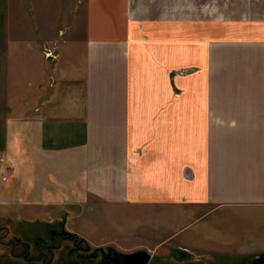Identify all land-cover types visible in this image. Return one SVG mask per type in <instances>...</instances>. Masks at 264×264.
I'll use <instances>...</instances> for the list:
<instances>
[{"label": "crops", "instance_id": "0c3cea01", "mask_svg": "<svg viewBox=\"0 0 264 264\" xmlns=\"http://www.w3.org/2000/svg\"><path fill=\"white\" fill-rule=\"evenodd\" d=\"M25 3L43 31L27 44L48 45L57 9ZM130 3L89 2L83 38L58 53H0L2 197L36 211L77 206L74 231L123 253L261 261L264 14L189 8L148 21L154 32ZM151 138L154 149L139 148ZM126 217L137 221L118 228Z\"/></svg>", "mask_w": 264, "mask_h": 264}, {"label": "rangeland", "instance_id": "374dc122", "mask_svg": "<svg viewBox=\"0 0 264 264\" xmlns=\"http://www.w3.org/2000/svg\"><path fill=\"white\" fill-rule=\"evenodd\" d=\"M25 1L13 0L16 6L14 12H12V0H0V53L54 54L58 53L57 47L62 44L64 39L83 38L86 32V7L92 0H63V8L62 4L57 8L58 0H49L52 9H57L54 14L50 15V28L47 31L44 30L45 36L43 39H46L50 46L41 43L39 35L37 36L40 32L42 34L43 31L38 32L32 29L35 22L34 14L30 12L32 11L30 9L32 4L28 3L27 5ZM27 1L32 2V0ZM106 1L108 3L114 2V0ZM129 1L131 2V13L144 18V21L153 27L147 28L145 26L144 29L151 28L154 32H157L156 24L151 25L148 21H156L160 13L167 14V16L184 17L186 10H189V8H193L195 11L197 8L205 6L209 7L211 11H215V13L218 12L220 16L226 17L239 16L245 18L251 15L263 16L264 14V0ZM114 4L116 5V2ZM58 10L60 13H58ZM39 16L43 15L40 14ZM36 32L37 41H34L35 43L31 45L27 44V41L33 38V34ZM11 41H13V44L9 43ZM146 133L154 134L150 129H146ZM156 145L157 142L151 138L144 146L139 148L151 150ZM9 174L10 166L7 180ZM0 182L5 181L0 180ZM77 208L81 209L77 206L66 207L65 213L63 211L57 213L50 207H43L41 211H36L37 208L31 207H14L10 205L7 199L2 197L0 189V264H63L62 258L67 249L74 251L78 257H94L98 251H107L112 248L105 245L106 243L100 244L105 241L94 245L88 238L85 239L74 231L75 225H78V228H82L83 225L78 219L74 220ZM102 212V215L105 216V207ZM126 218H123L121 225L116 226L124 228L129 225L130 227L132 223L137 221V219L132 220V217ZM86 229H89V227ZM79 230L81 231V229ZM146 253L149 255L147 264H178L177 261L181 259L183 261L182 263L180 261L179 264H186V259L176 249L167 248L162 252H157L154 249L153 254ZM262 259L264 257L260 260ZM257 260L254 264L260 262H257Z\"/></svg>", "mask_w": 264, "mask_h": 264}, {"label": "flooded vegetation", "instance_id": "af4514ba", "mask_svg": "<svg viewBox=\"0 0 264 264\" xmlns=\"http://www.w3.org/2000/svg\"><path fill=\"white\" fill-rule=\"evenodd\" d=\"M138 251L132 253H123L110 248L109 250H100L94 257L76 256L74 251L67 249L62 258L63 264H140L142 261L140 257H129L127 255L134 254ZM127 256V257H126ZM264 261L262 259L260 264Z\"/></svg>", "mask_w": 264, "mask_h": 264}, {"label": "built area", "instance_id": "2783aa9c", "mask_svg": "<svg viewBox=\"0 0 264 264\" xmlns=\"http://www.w3.org/2000/svg\"><path fill=\"white\" fill-rule=\"evenodd\" d=\"M9 173V165L5 158L0 155V180L6 181Z\"/></svg>", "mask_w": 264, "mask_h": 264}, {"label": "water", "instance_id": "95a60500", "mask_svg": "<svg viewBox=\"0 0 264 264\" xmlns=\"http://www.w3.org/2000/svg\"><path fill=\"white\" fill-rule=\"evenodd\" d=\"M127 256H129V257H140L141 260H142L140 262V264H147L148 261H149V255L146 252H144V251H138V252H136L134 254L127 255ZM73 264H76V263L73 262ZM260 264H264V261L262 263H260Z\"/></svg>", "mask_w": 264, "mask_h": 264}]
</instances>
